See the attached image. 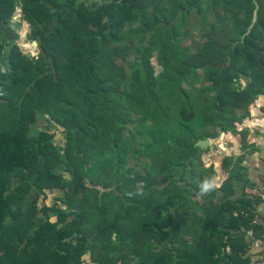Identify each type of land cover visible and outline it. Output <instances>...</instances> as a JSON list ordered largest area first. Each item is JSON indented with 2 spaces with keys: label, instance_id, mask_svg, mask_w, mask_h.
I'll return each instance as SVG.
<instances>
[{
  "label": "trees",
  "instance_id": "1",
  "mask_svg": "<svg viewBox=\"0 0 264 264\" xmlns=\"http://www.w3.org/2000/svg\"><path fill=\"white\" fill-rule=\"evenodd\" d=\"M92 1L0 0V264H252L245 155L197 143L264 95V0Z\"/></svg>",
  "mask_w": 264,
  "mask_h": 264
},
{
  "label": "crops",
  "instance_id": "2",
  "mask_svg": "<svg viewBox=\"0 0 264 264\" xmlns=\"http://www.w3.org/2000/svg\"><path fill=\"white\" fill-rule=\"evenodd\" d=\"M249 111L250 115L242 123H237L238 132H222L220 140H223L222 142L224 144H221L219 149L226 152V154L221 157L222 159L214 160L210 164L215 166L216 175L214 182L217 183L216 187H220L222 182L229 175L222 165L223 157L226 155L234 157L241 154L245 155V160L242 164L245 167V173L248 176V180L245 187H242L241 185L239 186L238 189L241 191L244 190L245 192L250 193L252 180L264 170V95H260L255 99V101L249 106ZM243 131H245V138H243ZM245 142L249 144L247 148H243ZM225 144H227L228 148H225ZM252 233V231L248 232L247 239L250 240ZM257 241L258 240L254 238L249 247V253L253 255L252 264H264L262 261L254 257L256 252L259 251L256 243Z\"/></svg>",
  "mask_w": 264,
  "mask_h": 264
},
{
  "label": "rangeland",
  "instance_id": "3",
  "mask_svg": "<svg viewBox=\"0 0 264 264\" xmlns=\"http://www.w3.org/2000/svg\"><path fill=\"white\" fill-rule=\"evenodd\" d=\"M100 3V0H93L90 3V8H94L97 6V4ZM223 14V13H221ZM21 13L18 11H15L12 24L15 25V36L10 37L9 39H14L17 44L25 51L30 52L31 56H36L39 52V47L27 40V32L30 29L29 23L22 19ZM26 24V25H25ZM206 29V30H205ZM184 31H186V39L184 42L188 46H195L194 42L201 43L205 38L202 36L204 31L209 30V25L204 22V18L196 13L195 11L192 12V15L189 19H187L186 25L183 28ZM217 32H220V28L216 29ZM1 41V37H0ZM130 59V58H129ZM120 62V60L118 61ZM156 63V61L154 60ZM160 69V66L157 64V70ZM222 133L216 137L211 138V142L208 145L209 150L203 154V162L206 167H208L214 160L222 159L221 157L226 154V152L219 149L221 144H224L220 140ZM61 135H57V138L60 139ZM223 139V138H222ZM59 141V140H57ZM61 141V140H60ZM227 141V140H226ZM228 148L227 144H225V148ZM217 180V179H216ZM213 185L216 187L217 183L213 182ZM59 194V191H53L49 192L47 195V198L45 199V202H47L49 205H52L55 201L56 196ZM197 201H199V198H195ZM43 199H41V202Z\"/></svg>",
  "mask_w": 264,
  "mask_h": 264
},
{
  "label": "built area",
  "instance_id": "4",
  "mask_svg": "<svg viewBox=\"0 0 264 264\" xmlns=\"http://www.w3.org/2000/svg\"><path fill=\"white\" fill-rule=\"evenodd\" d=\"M17 9L23 16L21 8L18 7ZM251 185L250 193L260 199L261 212L254 214L252 222L262 226L261 239L256 243L259 248L257 259L264 263V170L252 180Z\"/></svg>",
  "mask_w": 264,
  "mask_h": 264
},
{
  "label": "water",
  "instance_id": "5",
  "mask_svg": "<svg viewBox=\"0 0 264 264\" xmlns=\"http://www.w3.org/2000/svg\"><path fill=\"white\" fill-rule=\"evenodd\" d=\"M13 29L15 28V26L13 24L10 25ZM33 44H35L36 46H38V42L36 40H34L32 42ZM28 56H31V53L30 52H27ZM211 142V139L210 138H206V139H201L198 141L197 144L203 146V147H206L210 144Z\"/></svg>",
  "mask_w": 264,
  "mask_h": 264
},
{
  "label": "clouds",
  "instance_id": "6",
  "mask_svg": "<svg viewBox=\"0 0 264 264\" xmlns=\"http://www.w3.org/2000/svg\"><path fill=\"white\" fill-rule=\"evenodd\" d=\"M212 187V185L208 182H205L203 185H202V191L203 192H207L210 188Z\"/></svg>",
  "mask_w": 264,
  "mask_h": 264
},
{
  "label": "bare ground",
  "instance_id": "7",
  "mask_svg": "<svg viewBox=\"0 0 264 264\" xmlns=\"http://www.w3.org/2000/svg\"><path fill=\"white\" fill-rule=\"evenodd\" d=\"M26 25V24H25Z\"/></svg>",
  "mask_w": 264,
  "mask_h": 264
}]
</instances>
